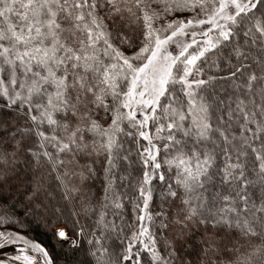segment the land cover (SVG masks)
Here are the masks:
<instances>
[{"label": "snow or ice", "instance_id": "1", "mask_svg": "<svg viewBox=\"0 0 264 264\" xmlns=\"http://www.w3.org/2000/svg\"><path fill=\"white\" fill-rule=\"evenodd\" d=\"M0 264H264V0H0Z\"/></svg>", "mask_w": 264, "mask_h": 264}, {"label": "trees", "instance_id": "2", "mask_svg": "<svg viewBox=\"0 0 264 264\" xmlns=\"http://www.w3.org/2000/svg\"><path fill=\"white\" fill-rule=\"evenodd\" d=\"M39 239L43 240L44 238L43 237H39Z\"/></svg>", "mask_w": 264, "mask_h": 264}]
</instances>
